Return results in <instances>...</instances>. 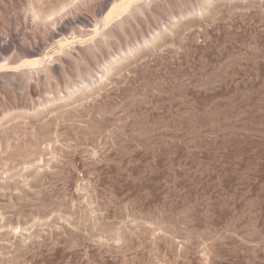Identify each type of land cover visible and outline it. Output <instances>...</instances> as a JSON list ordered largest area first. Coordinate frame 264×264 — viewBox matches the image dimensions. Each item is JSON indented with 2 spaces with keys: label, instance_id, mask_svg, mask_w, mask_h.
Here are the masks:
<instances>
[{
  "label": "rangeland",
  "instance_id": "1",
  "mask_svg": "<svg viewBox=\"0 0 264 264\" xmlns=\"http://www.w3.org/2000/svg\"><path fill=\"white\" fill-rule=\"evenodd\" d=\"M223 13L65 124L78 151L29 202L0 196V264H264V12Z\"/></svg>",
  "mask_w": 264,
  "mask_h": 264
},
{
  "label": "bare ground",
  "instance_id": "2",
  "mask_svg": "<svg viewBox=\"0 0 264 264\" xmlns=\"http://www.w3.org/2000/svg\"><path fill=\"white\" fill-rule=\"evenodd\" d=\"M232 11L264 12V0H0V196L29 202L39 170L78 151L65 124L87 125L138 65Z\"/></svg>",
  "mask_w": 264,
  "mask_h": 264
}]
</instances>
